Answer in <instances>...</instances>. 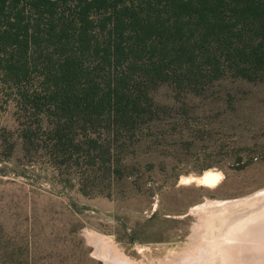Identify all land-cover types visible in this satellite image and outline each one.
<instances>
[{
  "label": "rangeland",
  "instance_id": "1",
  "mask_svg": "<svg viewBox=\"0 0 264 264\" xmlns=\"http://www.w3.org/2000/svg\"><path fill=\"white\" fill-rule=\"evenodd\" d=\"M33 70L20 86L0 75V264H209L204 242L214 248L242 221L252 229L240 232L238 257L263 264L264 218L252 217L264 216V66L245 76L239 66L198 65L161 82L135 69L139 100L159 105L155 123L119 162H91L100 155L92 151L78 166L75 154L66 165L49 157L46 134L38 151L21 144L16 101L39 88ZM112 74L106 67L101 82ZM99 139L106 148V134ZM208 170L221 173L215 186L186 180ZM254 195L214 213L197 208Z\"/></svg>",
  "mask_w": 264,
  "mask_h": 264
},
{
  "label": "trees",
  "instance_id": "2",
  "mask_svg": "<svg viewBox=\"0 0 264 264\" xmlns=\"http://www.w3.org/2000/svg\"><path fill=\"white\" fill-rule=\"evenodd\" d=\"M223 64L245 76L263 68L264 0H0V75L20 86L34 69L42 81L16 101L19 139L38 151L46 134L58 165L92 151L91 162L117 163L155 123L159 105L139 100L135 69L161 82Z\"/></svg>",
  "mask_w": 264,
  "mask_h": 264
},
{
  "label": "bare ground",
  "instance_id": "3",
  "mask_svg": "<svg viewBox=\"0 0 264 264\" xmlns=\"http://www.w3.org/2000/svg\"><path fill=\"white\" fill-rule=\"evenodd\" d=\"M186 178V177H185ZM189 179H193L195 180L197 183L199 184H202V185H206V186H215L219 180L221 179V173L217 172V171H213V170H208V171H205L203 173L202 176L200 177H191V178H186V180H189ZM191 182V180H190ZM196 183V184H197ZM264 193V190L262 191ZM263 193H257L256 195L259 196V195H262ZM252 198H255V195L254 196H251V197H245L244 199H241V200H227V201H216V200H211V201H207V203H205L204 205H198L197 208H200L204 211H206L207 213L209 212H216L218 210H221V209H224V208H229V207H232V206H236L237 203H243V202H247L249 200H251ZM211 214V213H210ZM257 217H263L264 216H256L254 215L252 217V219H256ZM262 218V219H263ZM258 219V218H257ZM260 219V218H259ZM246 221V220H244ZM258 222V221H257ZM241 223V222H240ZM246 222H243L241 224H235V226H233L229 232V235L226 236L225 238H222V239H219L218 242L216 244H214V248H212V244L214 243V239H210V241H206L204 242V251H206L207 253V257H211L212 259V263H209V264H244V261L241 259V257H238V253H237V249L236 247L237 246V241L240 239V232H243L244 233V230L248 229V228H251L248 223ZM257 224V223H256ZM258 225V224H257ZM252 226V225H251ZM258 229V228H257ZM260 230H264V223L262 224V226L260 227ZM249 231V230H248ZM251 231V230H250ZM254 231V230H252ZM255 232L257 233L256 229H255ZM247 234V233H246ZM251 234V233H250ZM259 234V233H258ZM262 234V233H261ZM247 236V235H246ZM255 237V236H253ZM263 237V236H262ZM89 240L95 245V246H100L101 244L102 245H105L107 246L106 242H104V240L102 238L100 239H97V240H93L92 237H88ZM247 238V237H246ZM245 238V239H246ZM244 240V239H243ZM250 241V240H249ZM254 241V240H253ZM260 243V241H258ZM256 242V243H258ZM250 243V242H249ZM255 243V242H254ZM264 243V242H263ZM245 244V243H244ZM248 244V243H247ZM255 247V246H254ZM261 247V246H260ZM257 248H259V245H257ZM99 249V248H98ZM261 249V248H259ZM257 249V250H259ZM256 250V251H257ZM262 250V249H261ZM239 251V250H238ZM252 251V250H251ZM250 251V252H251ZM264 251V250H263ZM99 252V251H98ZM249 252V253H250ZM260 252V251H259ZM213 253V255H212ZM244 253V252H242ZM248 253V252H247ZM253 253V252H252ZM254 253H255V250H254ZM256 254V253H255ZM264 254V253H263ZM241 254H239L240 256ZM243 255V254H242ZM262 255V254H261ZM101 258L104 260V261H107L106 257L103 255V254H100ZM250 256V255H249ZM237 257L239 258V260L237 259ZM243 257V256H242ZM259 257L258 256H255V258ZM248 258V257H247ZM262 258V257H261ZM119 259L120 261L122 262V264H125V263H129L126 261V259H124L122 256H119ZM254 259V258H253ZM246 260V259H245ZM249 260V259H248ZM259 260V258L257 259ZM247 261V260H246ZM255 262H258L256 260H254ZM260 261V260H259ZM263 261V260H261ZM253 262V261H252ZM247 263V262H246ZM254 263V262H253ZM251 263V264H253ZM259 263V262H258ZM261 263V262H260ZM193 264V263H192ZM194 264H208L207 262H204L202 261V263H200L199 261L198 262H194ZM250 264V263H249ZM256 264V263H255ZM262 264V263H261ZM264 264V262H263Z\"/></svg>",
  "mask_w": 264,
  "mask_h": 264
}]
</instances>
